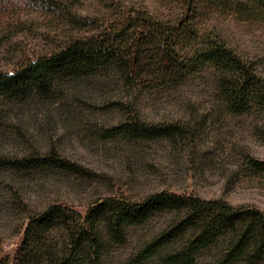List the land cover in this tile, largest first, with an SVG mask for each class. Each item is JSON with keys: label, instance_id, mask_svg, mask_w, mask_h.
Wrapping results in <instances>:
<instances>
[{"label": "rangeland", "instance_id": "rangeland-1", "mask_svg": "<svg viewBox=\"0 0 264 264\" xmlns=\"http://www.w3.org/2000/svg\"><path fill=\"white\" fill-rule=\"evenodd\" d=\"M190 1L188 9L181 0H0V72H12L86 34L73 19L90 21L120 6L185 20L190 33L218 35L264 76V0ZM157 82L129 89L113 73H103L69 82L53 101L13 110L9 121H15L17 132H0V260L15 257L27 216L49 205L85 214L108 196L136 201L169 191L264 211V170L249 162L264 161V116L229 112L215 92L212 67L178 86ZM132 108L157 128L180 129V134L110 136ZM30 148L55 150L82 172L14 168ZM147 228L131 229L126 244L110 249L106 263L124 264Z\"/></svg>", "mask_w": 264, "mask_h": 264}, {"label": "trees", "instance_id": "trees-1", "mask_svg": "<svg viewBox=\"0 0 264 264\" xmlns=\"http://www.w3.org/2000/svg\"><path fill=\"white\" fill-rule=\"evenodd\" d=\"M181 3L191 8L190 0ZM110 11L90 21L73 19L72 24L86 34L70 37L12 72H0V132H17L9 117L18 106L53 101L69 82L103 73H113L133 89L152 80L178 86L212 67L215 92L229 112L264 116V76L220 36L190 33L185 20L166 19L144 8L117 6ZM127 113L110 136L173 139L180 134V129L157 128L136 109ZM58 156L55 150L30 148L23 161L12 164L82 172ZM249 162L264 170V161L253 157ZM27 218L15 257L0 264H107L114 245L126 244L131 229L146 227L124 264H197L201 259L209 264H264V211L223 199L158 191L136 201L108 196L85 214L49 205Z\"/></svg>", "mask_w": 264, "mask_h": 264}]
</instances>
